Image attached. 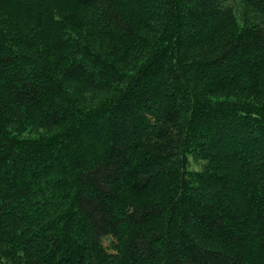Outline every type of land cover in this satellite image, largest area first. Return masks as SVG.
I'll return each mask as SVG.
<instances>
[{
  "label": "trees",
  "instance_id": "trees-1",
  "mask_svg": "<svg viewBox=\"0 0 264 264\" xmlns=\"http://www.w3.org/2000/svg\"><path fill=\"white\" fill-rule=\"evenodd\" d=\"M0 264H264V0H0Z\"/></svg>",
  "mask_w": 264,
  "mask_h": 264
},
{
  "label": "rangeland",
  "instance_id": "rangeland-1",
  "mask_svg": "<svg viewBox=\"0 0 264 264\" xmlns=\"http://www.w3.org/2000/svg\"><path fill=\"white\" fill-rule=\"evenodd\" d=\"M192 168H194V166Z\"/></svg>",
  "mask_w": 264,
  "mask_h": 264
}]
</instances>
